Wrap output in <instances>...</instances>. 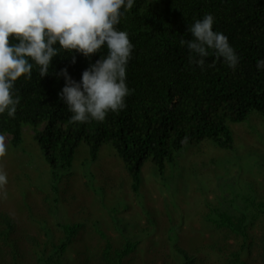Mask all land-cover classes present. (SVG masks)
<instances>
[{"label": "trees", "instance_id": "trees-1", "mask_svg": "<svg viewBox=\"0 0 264 264\" xmlns=\"http://www.w3.org/2000/svg\"><path fill=\"white\" fill-rule=\"evenodd\" d=\"M206 13L240 57L235 69L212 50L201 69L180 45L191 39L188 26ZM117 27L134 46L126 70L132 93L126 107L103 122L70 121L58 95L65 81L56 73L67 68L79 81L90 63L107 55L106 47L91 60L60 50L48 75L41 78L34 67L31 79L16 82L20 104L15 118L0 116V134L11 133L6 144L15 145L24 126L33 130L53 178L43 185L26 173L29 208L0 201V264H264L263 164L236 190L220 175L217 187L201 183L200 207L182 216L172 205L179 197H164L158 183L152 190L143 172L151 160L149 172L165 178L186 144L211 139L233 148L230 122L249 116L258 134L242 136L247 143L256 137L255 147L246 145L242 153L250 160L264 156V66L258 67L264 60V0H135ZM106 144L114 149L109 154L102 152ZM6 156L0 168L7 159L16 164ZM59 169L72 177L66 192ZM117 184L126 194V221L110 204Z\"/></svg>", "mask_w": 264, "mask_h": 264}, {"label": "clouds", "instance_id": "clouds-1", "mask_svg": "<svg viewBox=\"0 0 264 264\" xmlns=\"http://www.w3.org/2000/svg\"><path fill=\"white\" fill-rule=\"evenodd\" d=\"M134 4L135 0H0V116L15 118L20 104L16 82L31 79L34 67L43 78L60 50L91 60L104 47L107 55L90 63L79 81L67 68L56 73L65 81L58 95L72 123L103 122L109 113L123 110L132 93L126 70L134 46L128 33L117 26ZM214 24L211 13L196 19L187 29L191 39H181L180 45L188 49L189 62L201 69L209 50L235 69L240 57ZM10 37L17 42H10ZM72 63H76L74 55ZM261 66L264 60L259 61ZM3 135L13 138L11 133L0 134V157L7 151ZM7 184L8 175L0 169V190Z\"/></svg>", "mask_w": 264, "mask_h": 264}, {"label": "rangeland", "instance_id": "rangeland-1", "mask_svg": "<svg viewBox=\"0 0 264 264\" xmlns=\"http://www.w3.org/2000/svg\"><path fill=\"white\" fill-rule=\"evenodd\" d=\"M230 125L235 137L233 148H220L211 139H206L199 144H186L180 151L177 164L171 166L172 170L163 179H155L152 172H149V169L153 167L152 162L151 160L146 161L143 172L152 190H155L152 185L158 183L162 188L161 191L165 192L164 197H185L181 199L177 198L172 203L175 207L173 208L177 210L179 216H182L181 212L188 213L195 210L196 205H198L196 197H200L198 192L200 189L198 190L197 188L201 183L208 190L212 187H217V177L220 175L225 183L228 181L227 185L232 190H236V186L241 187L244 180L245 182L247 181L245 177L247 174L258 171L257 167L261 164L264 165L263 155L257 153L250 160V158L242 153L246 145L248 148L251 145L255 147L256 144V137L254 135L255 141L253 143L244 142L242 136L244 137L246 133L252 135L251 132L258 134L256 129L259 126L252 125L250 116L243 122H230ZM26 127L24 126L22 129L21 140L15 145L6 144L10 139V135H3L7 148L6 158L8 155L12 156L16 164L7 159L6 165L0 168L2 170L6 169L5 172L8 175V184L3 190H0V201H4L9 206L17 207L20 205L29 208L33 195L30 194L28 198H25V194L30 192V189L25 185V183H28L25 181L27 177L26 173L28 174L31 170L33 177H40L43 185H48L53 175L51 168L45 164L46 161H43L45 159L42 152L34 141L31 133L33 130L28 132L25 130ZM249 137L250 140H253L250 135ZM244 138L246 139V136ZM109 150L114 149L111 145L106 144L102 152L109 154ZM248 160H250L249 163ZM25 163L26 165H24ZM57 178L63 192H66V187L67 185L69 186V181L72 177L68 178V174L64 170L59 169ZM125 178L129 179L127 176ZM74 188L76 191L80 189L79 185H75ZM216 190L217 188H214L213 191L215 192ZM122 191H124V187L121 184H117L114 187V193L110 195L112 197L110 204L111 208H115L118 216H121L126 221L122 213L123 206L121 203V200H125L126 194L122 193ZM129 197L131 196L129 195ZM147 197L154 196L149 192Z\"/></svg>", "mask_w": 264, "mask_h": 264}]
</instances>
